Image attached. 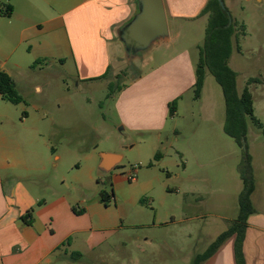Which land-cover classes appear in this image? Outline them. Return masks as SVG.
<instances>
[{"label":"rangeland","instance_id":"obj_1","mask_svg":"<svg viewBox=\"0 0 264 264\" xmlns=\"http://www.w3.org/2000/svg\"><path fill=\"white\" fill-rule=\"evenodd\" d=\"M233 14L240 23L229 65L238 74L239 93L248 86L249 79L262 80L248 87L254 98V115L264 125V0L242 1ZM199 40L203 45V34ZM165 49L144 56L125 53L121 61H114L115 70L108 73L106 81L93 86L78 85L74 67L63 68L59 62L54 66L34 62L27 68V60L25 69L14 73L24 94V102L18 106L20 115L26 112L37 119L45 114V132L53 122L60 126L46 137L44 153L52 162L44 181L53 184L59 193L71 196L77 211L92 205L112 215L119 214L121 206L126 215L122 222L125 227H105L99 234L94 232V237L105 241L96 250L86 248L84 238L78 239L87 264L99 257L108 261L140 259L144 264H164L163 260L167 264H192L194 257L207 250L239 215L243 189L239 167L245 146L252 155L259 183L260 199L256 198L251 224H264L263 130L247 118L248 134L243 147L224 132L225 99L212 74L206 76L201 100L195 99L193 89L180 102L178 115L173 117L169 111L160 143L157 133L124 132L115 96L165 62L161 54ZM5 105L0 100V106ZM175 129L181 131V136L174 134ZM103 152L122 156V162L111 173L99 170ZM130 172L136 180H128ZM114 175L121 181L114 185L120 205L116 207L113 202L108 209L99 202L100 192L112 194L110 180ZM145 237L149 239L147 243ZM126 264L133 263L128 259Z\"/></svg>","mask_w":264,"mask_h":264},{"label":"crops","instance_id":"obj_2","mask_svg":"<svg viewBox=\"0 0 264 264\" xmlns=\"http://www.w3.org/2000/svg\"><path fill=\"white\" fill-rule=\"evenodd\" d=\"M163 1L170 41L154 50L166 48L161 52L166 61L115 96L124 132L157 133L158 143L168 124L170 103L177 101L174 117L179 113L180 102L195 87L202 46L199 38L203 34L205 40L208 25V16L201 13L209 2ZM242 1L252 0H224V3L232 15ZM137 8V0H0V71L11 76L21 96L24 94L14 73L22 72L27 60V68L41 61L50 66L58 62L63 68L73 66L78 85L93 86L106 81L108 73L115 70L114 61H121L126 53L120 32ZM242 25L245 37L246 24ZM205 91L206 80L199 100ZM0 100L6 104L0 106V264H87L78 239L84 238L85 247L92 251L103 245L105 241L94 237V232L99 234L105 227H125L122 207L119 214L112 215L108 210H95L92 205L77 211L71 196L59 193L53 184L44 181L47 166L52 162L44 153L46 137L60 126L53 122L48 128L50 132H45L43 124L48 119L45 114L37 119L26 112L20 115L21 103L13 104L1 96ZM174 134L182 133L175 129ZM100 163L101 157L98 167ZM252 164L256 181L252 202L256 209L259 183L255 163ZM118 178L114 175L110 180L113 189L110 204L114 202L116 207L120 205L114 191V185L121 184ZM261 199L263 202L264 190ZM122 200L128 201L125 197ZM99 202L104 204L101 197ZM254 215L248 220L242 245L244 260L245 264H264V224H251ZM144 241L147 243L148 237ZM141 247L139 243L140 250ZM206 251L197 254L192 264H197ZM128 259L133 264H144L140 259ZM126 260L108 261L99 257L88 264H126ZM200 264H238L236 237L229 238Z\"/></svg>","mask_w":264,"mask_h":264},{"label":"trees","instance_id":"obj_3","mask_svg":"<svg viewBox=\"0 0 264 264\" xmlns=\"http://www.w3.org/2000/svg\"><path fill=\"white\" fill-rule=\"evenodd\" d=\"M12 12L8 9V15ZM202 16H208V25L204 44L199 47V61L196 68L195 98L199 99L208 73L212 74L223 90L226 105V121L224 132L241 147L244 146L248 134L247 118L263 130L264 125L254 115V98L249 85L262 82L259 78H251L248 86L239 93L237 88L238 74L229 63L233 52V39L238 38L237 22L229 10H223L218 0H209L203 9ZM245 35V31L243 36ZM238 51H241L238 45ZM112 89V85H110ZM0 96L13 104L24 102V98L18 92L11 76L0 71ZM177 101L170 104L171 116L175 114ZM159 156V155H157ZM253 158L247 146L244 147V155L240 164V175L243 181V189L239 196V215L228 230L223 232L214 241L207 251L199 256L197 264L210 258L229 238L236 237V255L238 264H245L242 245L246 236L249 218L256 213L252 202L256 181L253 170ZM113 193V189H112ZM100 197L104 205L109 206L112 194L102 190ZM80 257V253H76Z\"/></svg>","mask_w":264,"mask_h":264},{"label":"water","instance_id":"obj_4","mask_svg":"<svg viewBox=\"0 0 264 264\" xmlns=\"http://www.w3.org/2000/svg\"><path fill=\"white\" fill-rule=\"evenodd\" d=\"M138 8L131 20L121 29L120 39L126 54L144 56L170 41V29L163 0H137ZM226 10L224 0H218ZM100 172L109 173L121 163L122 156L102 153Z\"/></svg>","mask_w":264,"mask_h":264},{"label":"built area","instance_id":"obj_5","mask_svg":"<svg viewBox=\"0 0 264 264\" xmlns=\"http://www.w3.org/2000/svg\"><path fill=\"white\" fill-rule=\"evenodd\" d=\"M129 179H130L131 181L136 180V177H135V175H134L133 172L130 173V175H129Z\"/></svg>","mask_w":264,"mask_h":264}]
</instances>
